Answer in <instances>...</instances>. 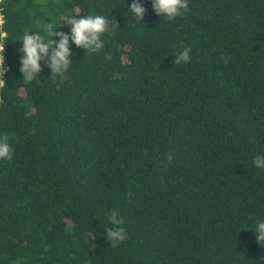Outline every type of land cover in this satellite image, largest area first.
<instances>
[{
	"label": "trees",
	"instance_id": "obj_1",
	"mask_svg": "<svg viewBox=\"0 0 264 264\" xmlns=\"http://www.w3.org/2000/svg\"><path fill=\"white\" fill-rule=\"evenodd\" d=\"M141 2L137 22L132 0H0V264H264V0H188L172 21ZM68 15L113 31L23 80L24 32Z\"/></svg>",
	"mask_w": 264,
	"mask_h": 264
},
{
	"label": "clouds",
	"instance_id": "obj_2",
	"mask_svg": "<svg viewBox=\"0 0 264 264\" xmlns=\"http://www.w3.org/2000/svg\"><path fill=\"white\" fill-rule=\"evenodd\" d=\"M151 7L158 17H164L168 21L174 20L182 15L183 11L188 9V0H151ZM134 15L137 22H140L146 12L141 0H132L128 7ZM114 21V20H113ZM5 20L0 15V28L3 27ZM64 26H69L70 31H54V23H39L38 32L25 31L20 41L22 47L18 49L22 55L19 57V72L23 80L33 81L42 72V64L50 69L51 76L63 75L72 63V51L70 44L77 48L94 53L103 47L101 36L104 33H111L113 26L102 15L73 16L68 15L64 19ZM114 26L118 27L114 21ZM62 27V26H57ZM43 32L44 34H41ZM57 37L58 39H53ZM4 44L0 45V87H4L5 80V59ZM191 48L184 47L181 52L175 56V63L181 64L190 61ZM223 58V57H222ZM2 103V100H0ZM13 157V148L11 147L8 137H0V160H11ZM173 156L170 153L166 156V163H171ZM252 163L257 168H264V157L257 155L253 158ZM108 223L112 227L104 229L106 240L113 248L127 239V233L122 227L124 221L116 210L109 212L107 216ZM256 243L264 247V221H259L255 227ZM264 260V256L260 257Z\"/></svg>",
	"mask_w": 264,
	"mask_h": 264
},
{
	"label": "built area",
	"instance_id": "obj_3",
	"mask_svg": "<svg viewBox=\"0 0 264 264\" xmlns=\"http://www.w3.org/2000/svg\"><path fill=\"white\" fill-rule=\"evenodd\" d=\"M3 36V34H1V37Z\"/></svg>",
	"mask_w": 264,
	"mask_h": 264
}]
</instances>
